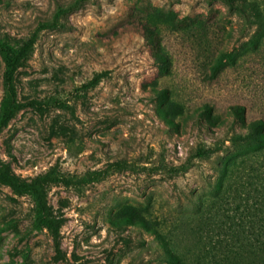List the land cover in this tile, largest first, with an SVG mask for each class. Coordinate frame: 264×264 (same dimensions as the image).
<instances>
[{"label": "rangeland", "instance_id": "obj_1", "mask_svg": "<svg viewBox=\"0 0 264 264\" xmlns=\"http://www.w3.org/2000/svg\"><path fill=\"white\" fill-rule=\"evenodd\" d=\"M234 4L0 0V120L14 56L17 105L0 166L54 177L40 200L0 181V264H172L166 240L188 264H225L218 241L247 220L228 161L259 153L231 139L264 121V35ZM127 206L161 237L117 215Z\"/></svg>", "mask_w": 264, "mask_h": 264}, {"label": "trees", "instance_id": "obj_2", "mask_svg": "<svg viewBox=\"0 0 264 264\" xmlns=\"http://www.w3.org/2000/svg\"><path fill=\"white\" fill-rule=\"evenodd\" d=\"M226 3L233 5L240 10H249L254 17V23L264 35V2L263 0H223ZM33 35L19 50L20 53L28 50L33 42ZM16 68V56L11 57L9 61V70L5 77L7 86L8 100L5 106V112L0 120V126H3L10 119L12 113L17 108L15 105V92L11 86L13 73ZM100 75L93 76L87 83L83 85L84 88H91L95 86L99 80ZM240 109L235 107L233 112L239 114ZM242 127L244 132L235 133L231 139L232 143L236 146L248 145L256 143L259 153L254 155L240 154L237 158H232L228 161L231 165L235 166L236 177L240 180L238 186L234 189L237 193H244V203L238 204L236 210L241 209V216H246L247 220L236 224V232L230 238L221 239L218 241L221 254L219 255L220 261L225 264H264V121L253 119L249 122L242 120ZM210 150L197 149V156H206ZM226 168V167H225ZM180 167L173 168L177 172ZM54 177L50 174L39 177L30 182L16 179L7 168L6 165L0 166V181L9 185L18 191H30L35 194L36 198L40 200L39 189L51 182ZM59 180L69 182L68 179L56 177ZM243 178V179H242ZM250 201V203H248ZM41 207L40 219L44 222L46 227L56 235L58 233L57 222L48 218L44 214V207L39 201ZM134 208L127 206L117 213L118 216L125 220H132L136 218L135 222L141 226L151 227L153 232L161 237L162 233L156 228L151 220L147 219L144 212L145 209ZM169 247L167 254L170 257L172 264H188L186 258L177 247L169 240H166Z\"/></svg>", "mask_w": 264, "mask_h": 264}]
</instances>
